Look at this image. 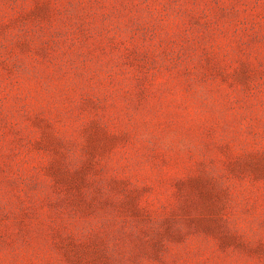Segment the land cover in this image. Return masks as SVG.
I'll return each mask as SVG.
<instances>
[{
    "label": "rangeland",
    "instance_id": "374dc122",
    "mask_svg": "<svg viewBox=\"0 0 264 264\" xmlns=\"http://www.w3.org/2000/svg\"><path fill=\"white\" fill-rule=\"evenodd\" d=\"M0 264H264V0H0Z\"/></svg>",
    "mask_w": 264,
    "mask_h": 264
}]
</instances>
